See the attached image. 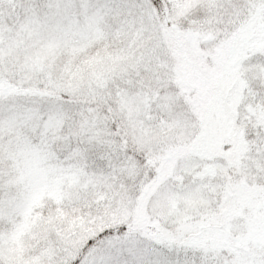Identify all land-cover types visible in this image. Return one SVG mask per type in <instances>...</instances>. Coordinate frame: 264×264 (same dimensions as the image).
<instances>
[{
  "label": "snow or ice",
  "instance_id": "snow-or-ice-1",
  "mask_svg": "<svg viewBox=\"0 0 264 264\" xmlns=\"http://www.w3.org/2000/svg\"><path fill=\"white\" fill-rule=\"evenodd\" d=\"M0 264H264V0H0Z\"/></svg>",
  "mask_w": 264,
  "mask_h": 264
}]
</instances>
